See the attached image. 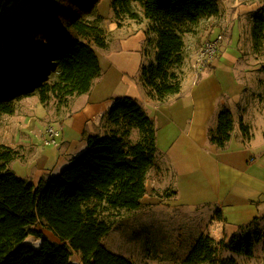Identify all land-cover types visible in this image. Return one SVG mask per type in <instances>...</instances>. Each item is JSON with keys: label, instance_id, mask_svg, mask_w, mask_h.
Wrapping results in <instances>:
<instances>
[{"label": "trees", "instance_id": "obj_1", "mask_svg": "<svg viewBox=\"0 0 264 264\" xmlns=\"http://www.w3.org/2000/svg\"><path fill=\"white\" fill-rule=\"evenodd\" d=\"M101 0H15L5 7L0 20L23 36L30 29L39 41L10 60L0 58V118L12 114L15 101L37 93L42 103L54 97L63 104L72 95L87 92L101 71L95 43L106 45L100 26ZM132 1L143 8L149 20L146 34H156L154 60L140 66V81L149 97L164 101L178 94L182 78L173 70L184 60L182 26L217 15V0H111L116 16L137 19ZM251 38L254 51L264 42V5L253 12ZM145 54V49H143ZM113 128L86 136L85 149L59 173L37 184L18 176L10 163L16 151L0 143V264H135L105 248L104 238L112 223L102 214L134 210L146 191V174L154 164L156 129L143 107L132 97L116 98L103 116ZM216 127L208 130L210 143L224 148L233 129L232 113L222 107ZM136 129L139 137H127ZM239 129L249 139V126ZM253 218L248 224H253ZM51 230L61 242L51 241L41 230ZM248 224L246 226H248ZM242 226L240 229L246 227ZM32 235L38 248L24 242ZM252 234L230 235L218 242L201 233L190 244L182 264H238L232 256L217 259L218 245L232 253L253 256L260 240ZM70 249L80 253L81 263L70 258Z\"/></svg>", "mask_w": 264, "mask_h": 264}, {"label": "crops", "instance_id": "obj_2", "mask_svg": "<svg viewBox=\"0 0 264 264\" xmlns=\"http://www.w3.org/2000/svg\"><path fill=\"white\" fill-rule=\"evenodd\" d=\"M98 11L106 22L108 14L103 15L99 6ZM148 25L149 20L141 12L138 19H126L119 27L114 23H108L107 27L100 24L112 35L110 40L105 32L106 45L98 47L99 51L94 48L100 74L87 92L68 97L56 114L45 119H52L61 130L58 146L41 145L35 137L40 134V126L20 120L14 131L16 139L24 137L27 143L22 139L4 144L16 151L10 168L34 184L41 178L56 175L85 149L87 135L103 134L110 129L103 116L113 101L130 96L143 107L156 129L154 164L147 171L146 191L140 206L132 212L140 213L152 228L164 230L169 225L176 232L178 227L180 230L174 234L177 243L186 239L184 229L194 231L189 224L206 220L208 229L198 230V225L194 236L189 237L188 246L201 233L214 239L230 236L253 218L264 216V110L252 104L244 105L247 111L240 108L239 115L249 125L250 135L249 139L243 138L233 110V98L242 91L234 67L238 51L227 45L213 67L207 68L197 80L192 75L185 76L178 94L161 102L149 97L140 81V66L148 57L143 52L148 38L153 44L150 61L154 60L156 50V34H146ZM231 46H234L232 41ZM27 99L17 100L14 112L9 115H22L20 109H26ZM224 106L232 113L233 129L225 147L218 148L210 143L208 130L216 127L217 113ZM182 185L191 191L188 197L182 192ZM166 187H172V193L164 194ZM168 217L175 222L167 224ZM34 228L51 241L61 242L40 222ZM28 237L25 243L35 248L40 246L39 238L33 236L35 244H32ZM70 258L81 263L80 253L73 249Z\"/></svg>", "mask_w": 264, "mask_h": 264}, {"label": "rangeland", "instance_id": "obj_3", "mask_svg": "<svg viewBox=\"0 0 264 264\" xmlns=\"http://www.w3.org/2000/svg\"><path fill=\"white\" fill-rule=\"evenodd\" d=\"M3 2L4 0H0V8L3 5ZM131 3L133 10L137 12L138 17L139 12L143 14V8L139 2L132 1ZM217 3L219 8L217 15L202 18L195 25L184 24L182 26L184 60L179 67H174L173 70L182 79L185 76L192 75L193 79L197 80L207 68L213 67L218 59L219 53H221L225 47L230 46L236 48L238 51V59L234 67L236 77L242 84V91L239 96L233 98L235 101L233 110L236 115V124H238L239 127L240 120L244 123L243 117L239 115L240 108L243 107V111H247V107H244V105H258L264 110V42L260 50L256 52L253 50L251 38V20L253 12L264 5V0H217ZM98 6L103 15L107 16L108 14L107 21L104 22L103 18L100 22L103 27H107L108 23H114L119 27L126 19H133L126 14L116 16L111 7V0H101ZM109 12H112L113 15H110ZM6 23L7 22L4 19L0 20V58L10 60L14 56H20L25 49L34 48L39 45V41L32 37L33 29L29 28L27 35L23 36L12 29L11 22H9V25H6ZM104 32H107L106 29ZM235 32L237 35H235ZM108 35L110 36V40H112V35L107 32V36ZM218 35L221 36V39L219 41L216 56L209 61V64L206 67H200L202 63L199 59L202 58L201 51L204 43ZM231 41L234 46H231ZM93 47L99 51V48L95 43L93 44ZM144 49L146 50L145 54L148 55V57L142 61L148 63L150 62V58H152L153 51V44L149 38L146 41ZM222 61L224 62V59H222ZM136 64L137 61H135L134 65ZM25 98H28V106L26 109H20L22 115L11 117L9 114H3L1 116L0 143L14 144L15 142H21L22 139L27 143V140L24 139V137L17 140L14 132L20 125L18 121L26 120L33 126L35 124L37 127L40 126L38 129L40 134L39 136L36 134L35 137H38V141L41 145L58 146L61 130L55 125L52 119L47 121L45 119L56 114V111L60 108L61 104L58 103L54 97L50 98L47 102L42 103L40 102L37 93L25 96ZM37 119L39 122H37ZM49 125H55L60 131L57 144L55 145L45 144V141L47 140V134L45 131ZM37 127L34 131L35 133ZM111 128L113 127L110 126V129ZM139 136L140 135L136 129H131L129 136L127 137L128 142L132 143L136 141ZM181 187L182 192L188 197L191 191L189 192L186 185H182ZM163 193H172V187H166L163 189ZM101 217L108 219L112 223L108 234L104 238L105 240L103 244L105 248L129 259L135 264H182L181 261L184 254L190 247L188 246L189 237L194 236L196 233V227L199 225L198 230L202 229V231L208 229V225L205 223L206 220L204 219H202L201 222H198V224H189V228L192 227L195 232H190L191 230L184 229L185 234L187 233L186 239L177 243L174 234L180 230L178 227H175L177 229L176 232H173L174 228L169 225L168 227L170 228L164 230L156 227L152 228L151 224H148L140 213L137 214L132 212V210L109 211L103 213ZM169 217L167 218V224L169 221L174 223L175 221L171 220L172 218L169 219ZM255 230H259L261 238L254 246L252 257L232 253L224 246L218 245V251L216 254L217 259L232 256L236 259L238 264H264V216L257 218L253 224H248V226L240 229L238 234H252ZM229 237L230 236L224 235L222 239L227 242ZM33 238V236H29L27 241L30 240L32 244H35ZM220 239L215 240L218 242ZM155 245L157 246L155 247Z\"/></svg>", "mask_w": 264, "mask_h": 264}, {"label": "built area", "instance_id": "obj_4", "mask_svg": "<svg viewBox=\"0 0 264 264\" xmlns=\"http://www.w3.org/2000/svg\"><path fill=\"white\" fill-rule=\"evenodd\" d=\"M221 36L218 35L215 38H212L204 43V46L201 51V57L199 61H201L202 65L200 67H206L209 64V61L213 59L218 50L219 41ZM47 140L45 144L47 145H55L57 144V139L59 137L60 131L54 125H49L46 128Z\"/></svg>", "mask_w": 264, "mask_h": 264}, {"label": "water", "instance_id": "obj_5", "mask_svg": "<svg viewBox=\"0 0 264 264\" xmlns=\"http://www.w3.org/2000/svg\"><path fill=\"white\" fill-rule=\"evenodd\" d=\"M15 0H4L3 5L0 8V15L3 12L5 7H8L9 5H11Z\"/></svg>", "mask_w": 264, "mask_h": 264}]
</instances>
